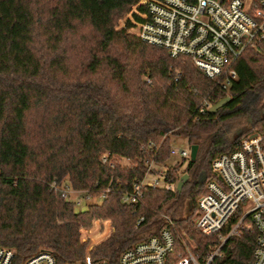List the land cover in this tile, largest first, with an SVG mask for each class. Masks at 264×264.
Instances as JSON below:
<instances>
[{
    "label": "trees",
    "instance_id": "16d2710c",
    "mask_svg": "<svg viewBox=\"0 0 264 264\" xmlns=\"http://www.w3.org/2000/svg\"><path fill=\"white\" fill-rule=\"evenodd\" d=\"M137 1L0 0V246L15 250L13 264L39 250L57 264L82 260L78 228L96 217L113 225L90 251L106 264H118L122 251L165 227L158 212L175 224L166 264H175L185 245L205 264L221 243L218 233L195 227L198 198L218 180L212 160L264 127V44L243 50L232 65L237 77L223 90L189 57H171L128 33V20L115 29ZM226 96L215 111L201 109L204 99L215 104ZM244 116L247 128L227 145L226 124ZM171 134L198 146L195 160L164 170L167 183L188 174L181 191L143 186L136 201L123 202L148 164L163 166L171 156ZM105 151L112 165L101 162ZM66 180L74 189L108 191L78 211L50 189ZM255 237L254 229L229 236L209 264L249 263Z\"/></svg>",
    "mask_w": 264,
    "mask_h": 264
},
{
    "label": "built area",
    "instance_id": "2783aa9c",
    "mask_svg": "<svg viewBox=\"0 0 264 264\" xmlns=\"http://www.w3.org/2000/svg\"><path fill=\"white\" fill-rule=\"evenodd\" d=\"M120 28L126 21L128 33L147 44L164 48L169 56L184 55L207 78L228 90L236 79L233 63L247 47L264 44V0H138L133 4ZM206 102L201 109H209ZM164 136L159 139L162 142ZM170 154L181 159L190 157L185 149L170 148ZM103 164L113 162L107 151L100 155ZM155 167V166H154ZM218 180L207 183V192L198 198L199 214L195 227L203 234L218 233L221 243L208 256L209 264L226 239L244 229L256 232L252 259L247 264H264V127L241 138L235 149L217 155L211 162ZM152 163L132 190L123 192V202L132 203L141 196L143 186H164L177 191V182L163 181L164 170L152 172ZM162 182L163 184H161ZM55 196L72 202L75 209L86 210L100 203L108 189L94 194L88 189H74L66 181L50 183ZM239 210V216L228 233L220 231ZM167 225L158 233L138 241L121 252L118 264H166V257L174 245V222L167 214L159 213ZM143 217H138L135 227ZM108 218L96 217L88 227L80 225L79 240L85 245L83 259L62 264H106L93 261L91 249L106 240L111 232ZM15 250L0 246V264H13ZM21 264H57L48 250H39ZM175 264H199L191 249L185 245L184 253Z\"/></svg>",
    "mask_w": 264,
    "mask_h": 264
},
{
    "label": "rangeland",
    "instance_id": "374dc122",
    "mask_svg": "<svg viewBox=\"0 0 264 264\" xmlns=\"http://www.w3.org/2000/svg\"><path fill=\"white\" fill-rule=\"evenodd\" d=\"M131 9H132V7L130 8V10ZM129 11L127 13H125L122 17H120L117 20V22L115 24V29H117V30L121 29L120 26H122L123 23H125V19L128 17ZM72 62H74V60H72ZM206 102H210L211 103L210 100L204 99L202 101V103H201V107H203V105H205ZM211 105H213V104L211 103ZM249 120H250V118L248 116H244V117H241V118H239L237 120L230 121V122H228L226 124L228 126V132H227V136H226L227 137V142H228L227 145H229L234 140V137L239 133V131H241L243 128H247ZM179 127L180 126L173 127L172 131H176ZM190 145H192V144H189L187 139L185 137H183V136H177V135H172L171 134L170 137H169V146H170V148L185 149V150L190 152ZM112 161L114 162L113 158H112ZM181 161H182V159L180 158L179 154H175V155L171 154V156L166 159L165 164L163 166L162 165H156L155 166V171L161 172V171L165 170L167 167L173 166V165H175V164H177V163H179ZM183 162L184 163H183V165L180 168V172L183 171L184 165L186 164V160H183ZM126 163L127 162L124 161V164H126ZM182 174H184V173H182ZM160 183L163 184L162 182H160ZM78 211H81V210H78ZM191 211L193 212L192 209H191ZM158 213L165 214L163 212H158ZM193 216H194V213H193ZM111 225H112V222H111ZM85 227H88V226H85ZM249 230L250 229H244L243 231H249ZM112 231H113V225H112L110 234L112 233Z\"/></svg>",
    "mask_w": 264,
    "mask_h": 264
},
{
    "label": "water",
    "instance_id": "95a60500",
    "mask_svg": "<svg viewBox=\"0 0 264 264\" xmlns=\"http://www.w3.org/2000/svg\"><path fill=\"white\" fill-rule=\"evenodd\" d=\"M228 98H229V97L226 96V97L220 99V100L217 101L215 104H213V105L209 108V110H210L211 112H213V111H215L217 108L223 106V105L226 103V101L228 100ZM197 149H198V146H197L196 144H192V145H190V159H191V160H195L196 155H197ZM187 178H188V174L184 173V174L181 175V177L179 178V180H178V182H177V191H179V192L181 191V189H182L184 183L186 182Z\"/></svg>",
    "mask_w": 264,
    "mask_h": 264
}]
</instances>
